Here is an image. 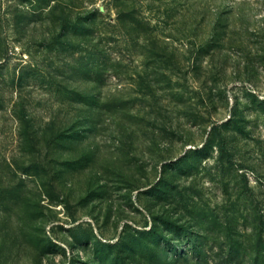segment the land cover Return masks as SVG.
Instances as JSON below:
<instances>
[{
	"label": "rangeland",
	"instance_id": "rangeland-1",
	"mask_svg": "<svg viewBox=\"0 0 264 264\" xmlns=\"http://www.w3.org/2000/svg\"><path fill=\"white\" fill-rule=\"evenodd\" d=\"M0 264H264V0H0Z\"/></svg>",
	"mask_w": 264,
	"mask_h": 264
}]
</instances>
